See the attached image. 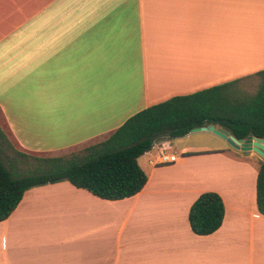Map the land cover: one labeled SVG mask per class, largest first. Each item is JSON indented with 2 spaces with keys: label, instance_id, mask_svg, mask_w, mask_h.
<instances>
[{
  "label": "crops",
  "instance_id": "obj_1",
  "mask_svg": "<svg viewBox=\"0 0 264 264\" xmlns=\"http://www.w3.org/2000/svg\"><path fill=\"white\" fill-rule=\"evenodd\" d=\"M261 69L264 0H0V125L27 152L88 143L149 105ZM194 132L138 158L147 181L133 196L66 180L25 190L0 221V264H264L261 156ZM162 148L177 161L159 163ZM204 191L224 216L199 235L188 211Z\"/></svg>",
  "mask_w": 264,
  "mask_h": 264
},
{
  "label": "trees",
  "instance_id": "obj_2",
  "mask_svg": "<svg viewBox=\"0 0 264 264\" xmlns=\"http://www.w3.org/2000/svg\"><path fill=\"white\" fill-rule=\"evenodd\" d=\"M251 79L255 88L244 89ZM207 125L237 139L249 135L264 139V69L149 105L110 133L73 149L27 152L0 125V221L10 215L28 188L63 180L103 199L133 196L147 181L138 158L154 142L182 137L194 127ZM256 204L264 215V160L257 170ZM223 216L221 196L204 191L190 205L188 222L195 234L206 235L218 229Z\"/></svg>",
  "mask_w": 264,
  "mask_h": 264
},
{
  "label": "water",
  "instance_id": "obj_3",
  "mask_svg": "<svg viewBox=\"0 0 264 264\" xmlns=\"http://www.w3.org/2000/svg\"><path fill=\"white\" fill-rule=\"evenodd\" d=\"M211 131L219 137L226 140V142L233 148L239 149L243 152L254 151L264 159V139L257 138L252 135L244 139H237L224 129H217L214 125H207L201 127H194L190 131Z\"/></svg>",
  "mask_w": 264,
  "mask_h": 264
},
{
  "label": "rangeland",
  "instance_id": "obj_4",
  "mask_svg": "<svg viewBox=\"0 0 264 264\" xmlns=\"http://www.w3.org/2000/svg\"><path fill=\"white\" fill-rule=\"evenodd\" d=\"M245 83L243 85L244 89L252 91L255 88V81L253 79L247 80ZM201 137L204 138L205 142H207L210 146L219 147V146L227 145V142H225V140L223 138L219 137L218 135H216V134H214L212 132H205V131L194 132V133L190 134L187 139H198V138H201ZM183 139H185V138H183ZM86 144L87 143L79 145V147H82V146H84ZM177 145H178V142H177ZM227 150H230V149L228 148ZM31 153L42 154V153H46V152H31ZM256 159H257L258 165L264 160L262 157H259V158H256Z\"/></svg>",
  "mask_w": 264,
  "mask_h": 264
},
{
  "label": "built area",
  "instance_id": "obj_5",
  "mask_svg": "<svg viewBox=\"0 0 264 264\" xmlns=\"http://www.w3.org/2000/svg\"><path fill=\"white\" fill-rule=\"evenodd\" d=\"M177 159L178 155L173 152H167L166 148H162L157 154V161L162 164L173 163Z\"/></svg>",
  "mask_w": 264,
  "mask_h": 264
}]
</instances>
